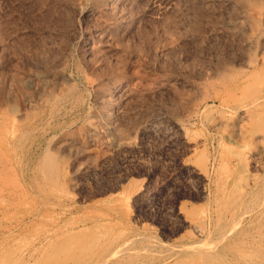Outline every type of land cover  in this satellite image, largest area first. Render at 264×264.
<instances>
[{"label": "rangeland", "instance_id": "1", "mask_svg": "<svg viewBox=\"0 0 264 264\" xmlns=\"http://www.w3.org/2000/svg\"><path fill=\"white\" fill-rule=\"evenodd\" d=\"M263 110L264 0H0V264H264Z\"/></svg>", "mask_w": 264, "mask_h": 264}, {"label": "bare ground", "instance_id": "2", "mask_svg": "<svg viewBox=\"0 0 264 264\" xmlns=\"http://www.w3.org/2000/svg\"><path fill=\"white\" fill-rule=\"evenodd\" d=\"M218 1H219V0H218ZM225 1H226V0H225ZM221 2H222V1H221ZM255 34H256V33H255ZM259 34H260V33H259ZM254 74H255V73H254ZM252 79H254V82H255V80H257V79H255V78H252ZM249 80H250V79H249ZM247 81H248V80H247ZM252 81H253V80H252ZM252 81H251V82H252ZM251 82H250V83L248 82L249 85L251 84ZM231 84H232V83H231ZM255 84H256V82H255ZM247 85H248V84L246 83L245 87H247ZM257 86H258V85H257ZM258 87H259V86H258ZM251 88H252V87H251ZM251 88H249V89L251 90ZM228 91H229V90H228ZM228 91H227V92H228ZM230 91H231V90H230ZM245 91H247V93H248V90H245ZM232 92H233V94H234V91H232ZM232 92H230V93H232ZM228 94H229V92H228ZM235 95H237V94H235ZM225 96H227V95H225ZM230 96H232V95L230 94ZM242 96H243V94H242ZM244 96H245V95H244ZM239 97H240V96H239ZM235 98H236V97H235ZM241 98H242V97H241ZM228 99H229V98H228ZM230 99H231V97H230ZM237 99H238V97H237ZM259 99H260V98H259ZM232 100H234L233 97H232L231 101H232ZM227 101H229V100H227ZM231 101H230V102H231ZM254 101H255V99H254ZM254 101H252V102H254ZM232 102H233V101H232ZM252 102H251V103H252ZM224 103H225V100H224ZM226 103H229V102H226ZM247 104H248V103H247ZM227 105H228V104H227ZM248 105H249V104H248ZM225 106H226V104H225ZM226 107H227V106H226ZM242 107H243V106H242ZM228 108H229V106H228ZM246 109H247V108H245V110H246ZM248 109H249V108H248ZM247 111H248V110H247ZM249 111H250V109H249ZM249 111H248V112H249ZM250 112L253 113L252 111H250ZM263 112H264V110H263ZM256 114H257V113H256ZM259 114H260V113H259ZM263 115H264V113H263ZM228 116H229V115H228ZM231 116H232V115H231ZM250 116H252V115H250ZM255 116H256V115H255ZM259 116H260V115H258V117H259ZM260 117H262V116H260ZM226 118H227V117H226ZM230 118H231V117H230ZM259 119H260V118H259ZM260 120H263V119H260ZM257 121H258V120H256V122H257ZM263 121H264V120H263ZM247 122H249V121H247ZM251 122H252V121H251ZM254 122H255V120H254ZM254 124H255V123H253L252 126H254ZM262 124H263V122H262ZM256 125H257V127H259L260 124L258 125V123H256ZM263 125H264V124H263ZM263 125H261V129H262ZM246 128H247V125H246ZM250 128H256V127H250ZM258 129H259V128H258ZM247 130H250L249 127L247 128ZM251 130L253 131V129H251ZM251 130H250L251 134L254 133V132H252ZM256 131H257V129H256ZM256 131H255V132H256ZM258 131H259V130H258ZM263 131H264V129H263ZM244 133H245V132H244ZM258 133H259V132H258ZM263 133H264V132H263ZM246 134H247V133H246ZM254 135L257 136V137L259 138L258 135H260V133H259V134L256 133V134H254ZM260 137H261V135H260ZM255 138H256V137H255ZM250 139H251V138H249V140H250ZM263 139H264V137H263ZM126 140H127V139H126ZM247 140H248V139H247ZM249 140H248V141H249ZM124 141H125V140H124ZM126 144H127V143H126ZM249 144H250V143H249ZM119 145H120V144H119ZM119 145H118V146H119ZM123 145H124V143H123ZM127 146L129 147L128 144H127ZM260 146H261V145H260ZM120 147H122V146H120ZM253 150H254V149H253ZM260 155H261V153H260ZM252 156H253V155H252ZM263 156H264V155H263ZM261 157H262V156H261ZM203 166H204V165L201 164L200 167H199V169H200V170L203 169V172H205L206 170H204L205 167L203 168ZM233 199H234V198H233ZM232 202H233V201H232ZM233 205H234V204H233ZM262 211H263V210H262ZM251 222H252V221H251ZM192 226H193V225H192ZM196 226L201 227V224H200V223H199V224L197 223ZM194 228H195V226H194ZM195 229H196V228H195ZM201 229H203V228H201ZM199 230H200V229H199ZM196 231H197V230H196ZM201 231H202V230H201ZM201 231H200V232H201ZM198 232H199V231H198ZM222 234H223V233H222ZM93 242H94V241H93ZM195 242H196V241H195ZM58 246H59V245H58ZM196 246H197V245H196ZM118 248H119V250H120V249H122V250L124 249V247L121 246V245H119V246L117 247V249H118ZM191 248H192V247H191Z\"/></svg>", "mask_w": 264, "mask_h": 264}]
</instances>
